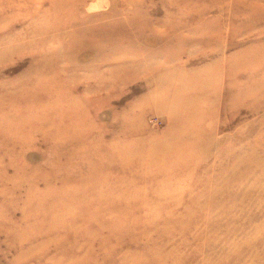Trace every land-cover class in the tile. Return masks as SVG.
<instances>
[{
    "label": "rangeland",
    "instance_id": "obj_1",
    "mask_svg": "<svg viewBox=\"0 0 264 264\" xmlns=\"http://www.w3.org/2000/svg\"><path fill=\"white\" fill-rule=\"evenodd\" d=\"M97 1L0 0V264H264V0Z\"/></svg>",
    "mask_w": 264,
    "mask_h": 264
},
{
    "label": "bare ground",
    "instance_id": "obj_2",
    "mask_svg": "<svg viewBox=\"0 0 264 264\" xmlns=\"http://www.w3.org/2000/svg\"><path fill=\"white\" fill-rule=\"evenodd\" d=\"M97 2H100L99 0L97 1ZM98 5L97 6H99V3H97ZM94 11V10H93Z\"/></svg>",
    "mask_w": 264,
    "mask_h": 264
}]
</instances>
